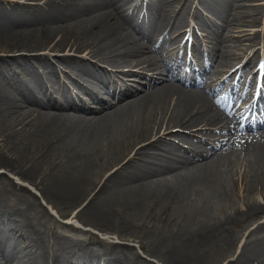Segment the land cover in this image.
I'll list each match as a JSON object with an SVG mask.
<instances>
[{"label":"bare ground","instance_id":"bare-ground-1","mask_svg":"<svg viewBox=\"0 0 264 264\" xmlns=\"http://www.w3.org/2000/svg\"><path fill=\"white\" fill-rule=\"evenodd\" d=\"M192 3L174 14L172 0H46L35 7L0 2V52L29 53L0 56V168L46 198L71 205L85 201L72 220L107 237L134 239L164 264H218L208 261L209 253H233L243 229L264 215V204L255 199L264 190V128L255 134L264 126V109L250 105L244 114L255 108L260 119L254 120L251 111L245 126L239 125L234 98L245 93L235 82V65L224 50L213 47L210 52L218 55L219 66L197 63L184 69L179 60L186 57L185 50L162 69L152 57L167 45L168 51L173 49V37L188 27ZM250 5L199 0L200 7L221 13L219 22L207 23L197 13L193 17L215 47L238 43L234 47L245 46L246 55L264 44V35L249 36L248 45H242V38L231 33L234 27L260 25L252 8L256 4ZM66 50L72 56L54 58L72 74L65 85L49 56ZM40 51L47 54H36ZM84 52L85 58L74 56ZM261 58L252 50L242 74ZM99 62L129 68L121 73L127 79L110 75L102 92L76 102L70 90H81L82 76L94 73ZM44 77L58 87H48ZM95 79L84 82L92 88ZM175 82L200 89L186 91ZM243 85L253 88L252 81ZM217 89L223 90L222 101L213 96ZM254 104L262 107L264 94ZM233 132L238 133L231 136ZM245 161L251 167L244 173L249 179L244 208L238 209L234 170ZM168 173L174 183L163 178ZM0 181V264H147L131 247L109 237L92 233L86 246L51 232L47 225L53 218L37 197L11 178L2 175ZM8 195L15 196L12 206ZM169 208L177 223L163 232L157 228V215ZM259 232H264V223L250 231L229 264L264 258V238H252Z\"/></svg>","mask_w":264,"mask_h":264},{"label":"rangeland","instance_id":"rangeland-1","mask_svg":"<svg viewBox=\"0 0 264 264\" xmlns=\"http://www.w3.org/2000/svg\"><path fill=\"white\" fill-rule=\"evenodd\" d=\"M45 1L46 0H0V2H4V3H10V4H25V5H29L32 7H35L37 5L39 6H44L45 5ZM149 1H154V0H149ZM187 1L189 0H172L173 3H175V13L182 7L185 5V3H187ZM236 1V0H235ZM245 1V3L247 4H256L253 5V8L255 9L256 14H258L257 16L260 18H263V25L261 27H251V28H237L234 27L231 29V33L234 36V38H238L241 37L242 38V45H248L247 43V39L249 36H252L253 34H256L258 31H261V36L264 35V0H243ZM192 7V8H191ZM190 7V11H189V15H188V27H186V30H189L191 28L192 30H196L197 33L202 34L200 32V29L197 28V21L194 19L193 14L197 13L199 14V16H201L204 20L208 21V18H206V14L210 17H214V14L210 13V11L205 10V8L200 7L199 6V0H193V3ZM184 13V11L182 12ZM173 14V15H174ZM205 15V16H204ZM191 31L189 32V34L191 33ZM185 32V31H184ZM188 34V35H189ZM228 31L223 30V35H227ZM259 34V33H257ZM178 36V35H177ZM186 39L181 37V40ZM178 38L175 37V39H173V41H171V45L175 44L176 42H178ZM146 43V42H144ZM238 44V43H235ZM230 45L227 42H222V46H224L225 50H227L228 53H230L231 55H235V58L237 57H241V53L243 52L242 48L245 46H237L234 47V45ZM261 46L256 47L254 51H257L258 49H264V44L261 41ZM168 45L159 53L155 54L152 56L157 63H162L165 62L168 58V55L170 53V51L167 50ZM29 53L27 52H23V51H18L15 52L13 54H5L0 52V56H8V55H16V56H20V55H28ZM34 54V53H32ZM36 54H40V55H44L47 54L46 52L40 51L37 52ZM237 54V55H236ZM31 55V54H30ZM64 55H71V53L69 52V50L64 51L62 54H56V53H51L49 56V59H51L52 65L55 66L58 70V81L61 84H65V82H70V77H72V74H70V72L63 68L62 66H60L59 64H57L55 62V59L57 56H64ZM146 55V54H143ZM249 55V53L247 54ZM72 56V55H71ZM78 58H85L86 56V52L84 53H80L77 55H74ZM261 56H263V53H261ZM240 59H237V67L240 64ZM99 66H101L103 69L104 74H108V75H117L119 76L120 79H127V77H124L123 75H121L122 72H126L127 70H129L128 68H114L109 66L108 64H105L103 62H99ZM140 66L133 68L136 71L140 70ZM116 69V70H115ZM116 72V73H111V72ZM42 73V70H39V73ZM144 74H148V71H144ZM45 78V77H44ZM51 78V77H50ZM133 77L130 76L129 79H132ZM47 85L48 87L54 86L55 82L52 80H48L46 79ZM117 80V77H116ZM129 85H132L131 80L127 81ZM216 81L214 80L212 82V84H215ZM66 85V84H65ZM179 88L183 87L180 85H177ZM54 87H58V86H54ZM200 89V86H197ZM220 91V89L218 90ZM217 91V92H218ZM78 98V97H77ZM78 100V99H77ZM125 99H123L122 101H124ZM71 115H74L76 113H72L71 111H68ZM171 141H175V138H171ZM188 147V146H187ZM251 167L250 163L248 161L243 162L242 164L238 165L235 167V172H234V179L237 181L238 183V194L235 197V205L238 209H243V203H244V197H246V193L244 192V185L246 183V180H249L248 178H246L245 175H248L247 170ZM238 170V171H236ZM2 175L5 176L6 178H11L16 184L25 187V189H27V191L31 192L32 195H34L35 197H37L39 204L45 209V211L48 213V215L53 218V221L49 220V223L47 225L48 229H51V232L53 233H57V234H61L62 236L68 238L69 240H74V241H78L81 242L83 244H85L86 246H90L91 242L89 241H93L90 240L88 238V235L95 233L98 235L99 239L102 238H110L111 240H113V242L115 244H120V245H125V246H129L132 248V250L137 253L138 255V259L144 261L147 264H164L162 260L157 259L155 256H153L151 253H147L145 249L140 247V244L138 243V241L134 240V239H129V240H117L115 239V236L110 237L107 235H103L102 233L97 232L96 230L88 227V226H84L82 225L80 222H78V220H72V217L74 216V214L76 212H79L85 205V201L77 204V205H71L69 203H64L63 201L57 200V199H53V198H46L44 196H42V194L36 189L35 186H33L32 184L28 183V182H24L22 180H20V178L18 176H15L12 173H9L8 171L1 169L0 168V180L2 178ZM172 176L173 173H168L165 175V177H163L164 179L167 178V182L170 181V183H174L172 181ZM107 178V175L105 176L104 180ZM245 180H244V179ZM103 180V181H104ZM1 182V181H0ZM166 182V183H167ZM9 197L6 198V202L9 205H14L16 203V199L15 196H11L8 195ZM93 196V195H92ZM92 196H90L88 198V201L92 198ZM255 199L257 202H259L260 204H264V190H260L258 194L255 195ZM87 201V202H88ZM173 205L176 206V204L173 203ZM24 208V207H22ZM173 209H167L165 211V213H159L157 215L158 217V221L156 222L157 228L160 229L163 232H169L172 231V229L175 228V225L177 223V218L176 215L173 213ZM55 222L57 224H55ZM262 224L264 223V215L257 217L256 219H254V221H252L248 228L243 229L242 233L240 234V238L237 242V246L236 249L234 250L233 253L231 254H223V252H219V251H211L208 255V261H216L218 260V264H228L230 262H233L236 257L239 254V250L242 246V244L245 242L246 236L250 233V231H252L253 229H255V224ZM257 237H261L264 238V232H259V233H255L253 234V239H256ZM98 239L94 240L95 242L99 243L97 241ZM100 244V243H99ZM3 247L2 244H0V251L1 248ZM17 250H19L21 253H24L23 250H21L19 247H17ZM65 264V263H62ZM253 264V263H252ZM254 264H264V258L260 259L259 261L255 262Z\"/></svg>","mask_w":264,"mask_h":264}]
</instances>
